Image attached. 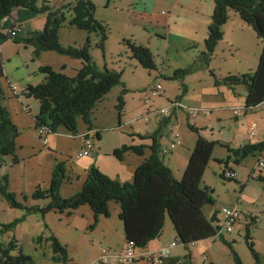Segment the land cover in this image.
Returning a JSON list of instances; mask_svg holds the SVG:
<instances>
[{
	"label": "rangeland",
	"instance_id": "374dc122",
	"mask_svg": "<svg viewBox=\"0 0 264 264\" xmlns=\"http://www.w3.org/2000/svg\"><path fill=\"white\" fill-rule=\"evenodd\" d=\"M40 1L41 0H38V3H40ZM92 1H94L96 5L95 16L99 20L105 21L109 28V34L104 42L105 47L103 52L95 46V36L91 35L90 54L100 67L106 62L108 66H114L119 72L121 71V80L129 89V91L123 94L124 97L127 93L125 97L126 104H124V100L122 110H116L118 101L117 97L114 96V91L119 90L120 85L113 87L114 90L109 94L105 103H107L106 106L108 105L109 113L115 114L112 118L114 123H110L111 117L109 116L105 124H111L108 125L110 127L100 125L103 126L101 127V132L103 134L102 140H97L96 134L93 136L95 148L99 146V149H96V153H101L98 163L102 168H105V166L113 167L111 159H113L115 165L117 161H120L113 155L107 156L102 155V153L108 152L111 148H121L123 145L130 144L132 142L130 127L133 128L135 125L140 126V124L148 125L152 122L155 124L156 120L159 121V119H162L163 117L158 113L160 106L166 105L165 107H167L176 97L181 96L183 84L188 88L184 93L186 97L184 99L185 103L193 104L198 99L207 101L217 107L220 106V110L209 108L211 114L209 116L205 115L209 117V121L204 118V125L206 126V129L203 130L204 136L211 138L210 129L213 128L215 134L221 132V137L233 140L231 138L233 131L243 134L248 123L254 121L256 123V136L252 138L253 141L258 142L259 137L264 138V102L254 108H246L244 106L246 101L245 85H235L237 90L233 95L231 90L222 84L221 77L228 74H235L237 76H241L242 73H248L249 75L253 74L259 57L258 52L261 40L256 36L253 29L243 22L234 11L231 10L229 12V20L225 23L226 25L230 24L234 26L226 28V33L216 46L214 50L215 54L213 53L209 62V69L204 62L198 58V55L204 48L207 24L209 23L214 7L213 0H159L157 9L164 13L169 12L171 17V22L164 25L160 23L156 25L154 22L151 24L152 19L147 12L143 14L132 13L134 9L140 12L147 11L151 7L153 0H136L134 1V5L132 4L133 0H110L109 2L108 0ZM52 4L58 6L56 0H52ZM73 4L74 3L70 0H65L66 8H69L68 6L71 7ZM66 8L64 12L67 16H70L71 13L66 10ZM145 15L150 17V22ZM44 17L45 16L42 14L38 15L28 27L36 26L39 21L43 19L40 25V28H43V23H45L46 20ZM241 25L243 27L240 28ZM61 29L60 40L66 43L67 41L65 39L70 32H68L65 27ZM73 29L74 32L70 35L77 40L80 32L75 28ZM20 33L22 34L23 32ZM124 40H130L136 44L144 45L151 51L156 68L169 76L161 79V84L165 92L164 95L162 93L161 95L152 97L149 103L143 102L147 94L145 90L156 81V79L153 78L155 71H148L143 68L136 59L130 58V52ZM7 42L14 43L11 39L7 40ZM239 45L241 46L237 47ZM5 50L7 52L13 50L12 44H7ZM183 68H189L188 71L186 70L184 76L185 83L182 82L183 78H171L175 70ZM210 71H212L213 76L219 79L222 84L220 88L223 91V98L221 94L217 93L218 87L215 86V78L211 76L212 74ZM2 84L6 92L5 96L12 97L10 96L9 87L5 79H2ZM15 85L17 88H20L18 83ZM121 87L120 89H122ZM22 98L23 100L27 98L30 99L27 103L28 107L31 110H37L38 105H34L33 101L38 102V100L33 97L29 98L23 94ZM115 101L116 104L112 109L110 106H112ZM234 108L239 109L237 118H235L233 114ZM16 109V113L19 115L21 112H24L22 108ZM246 111L248 114L244 117ZM216 113H220L219 115H221L220 122L215 117ZM146 114L148 115L147 121L140 117ZM200 114L203 113L201 112ZM19 115H14L15 121L18 124L17 127L20 131V135L16 140V156L19 162L13 164L11 162L12 157L5 156L2 158V168L0 171L1 174L7 173L9 175L8 188L15 193L16 200L27 206H42L46 204L48 198L33 200L31 195L37 188L46 190L49 187L53 167L55 163L59 161H62L66 168V180L63 183L62 189L63 195L70 196L74 192L80 190L82 185L76 190L78 173L83 176L85 164L89 162L92 163L95 157L93 153L88 156H78V153L81 151V145L78 143L80 133L68 137L63 128H59V133H50V143L48 145L47 143L43 144L42 139L38 136L34 120L33 128L28 116L25 118L27 121L25 123L20 121ZM203 116L195 115L192 119L201 123ZM120 117L123 118V120L119 124ZM139 117L140 119L138 121L133 122ZM174 124H178V122L174 120ZM187 124L188 123L183 120V122L179 123L176 127H173V131L178 133L180 141V143L176 145L175 151L182 150L184 153L186 149L190 148V151L192 149L193 141L197 135L194 131L190 130ZM81 127L82 123L81 120H79L78 132L81 131ZM168 137L171 138L173 136ZM168 137L165 135L161 138V142L165 147L169 142ZM52 140H54V143H52ZM95 148H93L92 151H94ZM170 152L166 155L160 154L164 161L170 157ZM111 153H113V151H110V154ZM178 153V156L175 158L176 160H179L182 156V152ZM257 156V153H250L241 160L240 164H235V156L226 146L219 144L214 146L201 182L202 186L207 185L213 190L211 195L214 204L203 207V212L205 214L210 215L217 210V218L221 220L222 213L221 211L219 212V209L223 206L233 207L237 205L243 212H254L256 206L261 207V203H263L262 198L264 196V182L257 177L264 176V168L257 166ZM227 157H230L229 167L234 168L237 172V177L234 180L221 177L224 165L218 162V160L221 159L225 161ZM181 164L179 166H181ZM256 166L261 169V171L256 169ZM172 169L176 172L175 168ZM179 170L181 169L179 168ZM242 180L243 184L247 186L244 196L245 201L241 198L242 184L239 182ZM24 196L27 197L26 201ZM262 206L264 205L262 204ZM83 207L87 209V211L90 209L88 205ZM110 210V217L102 220L100 225H95L96 227L94 226L91 228L90 225L93 224V219L89 216L88 212L84 210H77L73 213L64 212L68 215L64 214L62 216L59 215V212L54 211L48 212L45 215L36 212L25 214L21 209L11 208L8 203L0 197V223L10 222L14 218H21L15 229L4 234L1 240L7 242L9 239L15 238L22 252L32 256L34 264H63L52 258L53 254L50 242L45 240L47 236L54 234L59 243L65 246L67 250V264H96L94 259L101 254L102 249L112 253V251L119 252L124 247L122 221L119 219L117 212L114 211V206H112ZM258 225L259 228L257 230L254 229L255 226L251 227L250 235L256 250L264 255V243L259 240L260 236H264V231H262V229H264V220L258 223ZM102 229H104L106 233L104 238H102ZM253 231H256V233L254 234ZM244 233L245 231L242 227L240 232L238 228H234L231 233L223 232V235L226 236L227 240L230 242L233 241L231 242L232 249L237 253L244 264H253L251 252L245 244ZM175 235L172 223L169 218L166 217L161 235L153 243L158 244L159 242L165 244L172 240L178 241ZM39 236L43 237L40 243L37 241ZM174 248V256L177 255L180 259L190 252L192 264H210V262H213V264H235L231 249L223 244L219 238L206 240V242H196L189 245L188 250L179 243ZM143 252H146V250H136L137 256ZM99 263L100 261L98 260V264ZM134 263L150 264V261L147 258L146 260L139 258L138 260L136 259V261L134 260L133 264ZM109 264L117 263H113L109 259ZM123 264H132V262Z\"/></svg>",
	"mask_w": 264,
	"mask_h": 264
},
{
	"label": "trees",
	"instance_id": "16d2710c",
	"mask_svg": "<svg viewBox=\"0 0 264 264\" xmlns=\"http://www.w3.org/2000/svg\"><path fill=\"white\" fill-rule=\"evenodd\" d=\"M213 3L210 23L204 39V50L199 53L198 58L208 64L216 45L223 38V25L229 20V12L234 11L243 22L253 29L261 40L262 47L253 74L244 73L241 76L229 74L222 79V82L230 88L238 84L245 85V107H256L264 102V0H213ZM68 7L66 8L63 4L60 7L52 8L48 5L47 0H41L40 3L38 0H0V45L11 39L15 44L33 46L34 57H38L42 51H54L57 54L82 61V66L73 77L56 72L49 66H42L39 71L44 74L43 80L37 85L28 84L24 88H20V92L18 91V94L33 97L39 102L38 113L34 116L36 128L46 126L51 133H56L59 128H63L68 133L76 135L78 121L81 120L90 128L92 126L91 116L96 104L117 85H121L122 89L117 96L116 110H122L123 94L127 89L121 80V71L108 68L105 65L98 67L90 54L91 35L95 36V46L103 52L104 42L109 34L107 24L95 17L96 5L94 2L75 0L74 4ZM65 8L71 13L70 16L65 14ZM40 14H46L42 29L28 31L25 35L21 33L10 35L9 30L13 29L15 25ZM64 26L86 33L84 43L82 45H63L59 39V32ZM124 41L129 49L130 58L136 59L148 71L157 69L148 47L130 40ZM186 70L188 71L189 68L177 69L171 78H183ZM2 78H4V62L0 53V171L2 158L5 156H11L13 164L19 162L16 156V140L20 135L10 111L4 105L5 91ZM159 78L161 80L163 77L159 76ZM10 89L15 95L17 94L12 90V87ZM163 118L164 123L169 120L168 116ZM143 119H147V115ZM187 126L197 136L180 179L174 178L170 167L164 163L160 156L161 149H159L157 138L161 136V126H158L149 137L139 135L143 139L150 138L152 140V144L149 146L151 154L135 168L131 181L120 182L91 164L81 189L70 196L63 197L60 191L66 180V168L64 163L59 161L53 167L49 187L46 190L37 188L31 195L33 200L48 198L46 204L27 206L17 201L15 193L8 188L9 175L7 173H0V197L11 208L21 209L25 214L36 212L45 215L51 211L71 212L80 206L88 205L93 212L91 228L97 224L100 216H110L109 202H115L119 204L120 208L118 217L122 221L124 245H131L134 250H142L150 241L157 239L161 235L165 218L168 217L178 240L175 241L176 245L182 244L188 250L189 245L196 242L219 238L231 249L234 263L244 264L232 249L231 242L233 241L230 242L223 235L225 231L222 229V218L221 220L217 218L218 211L215 210L209 216L203 212V207L214 204V201L211 195L213 190L207 185L202 186L201 182L215 145L226 146L235 156L234 163L239 164L250 153L262 152L264 140L255 144L247 143L235 149L218 140L206 139L200 135V129L192 124L188 123ZM96 139H100L98 131ZM144 147V145H123L121 148L114 149L112 155L118 160H122L126 152L141 155ZM218 162L223 163L224 169H228L230 157H227L225 161L219 159ZM228 170L233 171L231 168ZM224 173L223 170L221 177L225 179L234 180L236 177V175L230 178L225 177ZM257 178L264 182V177L258 176ZM241 189H243V185H241ZM24 199L26 201L27 197L24 196ZM262 202L264 205V200ZM241 214L243 218V211ZM20 220L21 218H14L10 222L0 223V264H34L32 256L22 252L15 238L9 239L7 242L1 240L4 234L15 229ZM255 224L256 218L251 217L244 228V240L251 252L253 264H264V257L256 250L250 235V228ZM42 240V236L37 238L39 243ZM45 240L50 242L52 258L67 264V250L59 243L55 235L50 234ZM99 264L106 263L101 261ZM163 264H192L191 253L188 252L180 259L178 256H170L169 248V254Z\"/></svg>",
	"mask_w": 264,
	"mask_h": 264
},
{
	"label": "crops",
	"instance_id": "0c3cea01",
	"mask_svg": "<svg viewBox=\"0 0 264 264\" xmlns=\"http://www.w3.org/2000/svg\"><path fill=\"white\" fill-rule=\"evenodd\" d=\"M48 1V5L49 6H51L52 8H57V7H60L61 5H63V4H65V0H56V3H58V6H54V4H52V0H47ZM72 3H74V1L75 0H70ZM92 1V0H91ZM134 1H136V0H133V5L135 4V2ZM158 1L159 0H153L152 1V5H151V7L147 10V11H142V12H140L139 10H136V9H134L133 10V14H143V13H146L147 12V14L151 17V19H152V21H151V24L154 22L156 25H158L159 23L160 24H162V25H164V24H168L169 22H171V17H170V13L168 12V13H164L163 11H159L158 9H157V5H158ZM94 2V1H93ZM94 4H95V2H94ZM118 9V8H117ZM13 15L15 16V12L13 13ZM42 15H44L45 17L44 18H46V14H42ZM148 15H145V16H147L148 17V20H149V22H150V17L148 16ZM96 17V16H95ZM211 17V16H210ZM37 18V16L35 17V18H32V19H30V20H27V21H25V22H22V23H20L19 25L17 24V25H15V26H19L20 27V32H23L22 33V35H25V33L26 32H28V31H34V30H39V29H41L40 28V25H41V23H42V21H43V19H42V21H39V23L36 25V26H31V27H28V25L33 21V20H35ZM98 19V18H97ZM101 21H103V20H101ZM105 22V21H104ZM209 23H210V20H209ZM209 23L207 24V28H208V25H209ZM43 25H44V23H43ZM14 26V27H15ZM234 25H226V24H224V26H223V37H224V34L226 33V28L227 27H233ZM23 27V28H22ZM65 28H67V30H68V32H70V33H68V37H66V43H63V42H61V40H60V42L63 44V45H82L83 43H84V41H85V38H86V33H84V32H82V31H78V32H80L79 33V38L77 39V40H75L74 38H72V35H70V34H72V32H74V29L73 28H69V27H67V26H64ZM161 27H163V26H161ZM241 27H243L242 25L240 26V28ZM62 29H63V27H62ZM61 29V30H62ZM20 32H18V34L20 33ZM59 39H60V32H59ZM205 39V38H204ZM221 41V40H220ZM219 41V42H220ZM218 42V43H219ZM7 44H12V49L13 50H11L10 52H7L6 50H5V46L7 45ZM218 45V44H217ZM216 45V46H217ZM241 45H239V46H237V47H240ZM104 47H105V45H104ZM190 47V46H189ZM261 47H262V45L260 44V48H259V54H260V52H261ZM216 48V47H215ZM33 46H31V45H24V44H15V43H10V42H5V43H3L2 45H0V53H1V55H2V58H3V62H4V78H2V79H5V81H6V83H7V85H8V87H9V93H10V96H12V97H6L5 96V100H4V105L8 108V110L10 111V114H11V117H12V120H13V122L18 126V124H17V122L15 121V118H14V115H16V116H18L19 114H17L16 113V108H18V109H20V108H22L23 109V111L24 112H21L20 113V115H19V118H20V121L21 122H27L26 121V119L25 118H27L26 116H28L29 117V121L31 122V124H32V126H33V128H34V125H33V120H34V116L38 113V110H39V103L37 102V101H33L34 102V105L36 104V105H38L37 106V110H31L29 107H28V105H27V103L29 102V100L30 99H24L23 100V98H22V94H14L12 91H11V89H10V87H11V85H15V84H19L20 85V88H24L26 85H28V84H31V85H37V84H39L42 80H43V78H44V74H42L40 71H39V68L40 67H42V66H49V67H51L53 70H55L56 72H61V73H63V74H65V75H67V76H69V77H73L75 74H76V72H77V70L82 66V61L80 60V59H77V58H71V57H69V56H66V55H60V54H57L56 52H54V51H42L40 54H39V56L38 57H34V55H33ZM203 50H204V48H203ZM202 50V51H203ZM215 50V49H214ZM214 54H215V51L213 52ZM213 55V54H212ZM211 58H212V56L210 57V59H209V61H208V64H205V61H203L204 62V64L210 69V64H209V62H210V60H211ZM202 61V60H201ZM98 65V67H100L99 66V64H97ZM106 66V67H108V68H111V69H115V70H117L114 66H108V64L105 62L104 64H103V66ZM209 65V66H208ZM155 71V73H154V75H153V78L154 79H156V81L157 80H159L160 78H159V76H162L163 78H166V77H169L167 74H164L163 72H161L160 70H158V69H156V70H154ZM176 71V70H175ZM211 72V76H213V73H212V71H210ZM242 74H244V73H242ZM229 75V74H228ZM231 75H235V74H231ZM158 76V77H157ZM227 76V75H226ZM226 76H224V77H226ZM215 79H214V83H215V86H217L218 88H217V93L218 94H221V96H222V98H223V91L221 90V86L220 85H224V86H226V87H228L230 90H231V93L234 95L236 92V90H237V87L236 86H233V88H230L228 85H226V84H224V83H222L221 84V82H220V80L219 79H217L215 76H213ZM224 77H221L222 79L224 78ZM174 79V78H173ZM177 79H179V78H177ZM182 82H184L185 83V77H183V80H182ZM183 84V83H182ZM16 86V85H15ZM116 87V86H115ZM120 87H121V85L119 86V90L121 91V89H120ZM124 87L127 89V91H129V89L127 88V86H125L124 85ZM150 87V85L148 86V88ZM185 84H183V92H182V95L181 96H178V97H176L175 99H174V101H179V102H181L182 104H185V105H188L189 107H199V108H211V109H213V110H220V106L219 107H217V106H215L214 104H210L209 102H207V101H204V100H196V102L195 103H193V104H187V103H185L184 102V99L186 98L185 97V95H184V93H185V91L188 89L187 87H185ZM148 88L145 90V91H148ZM162 88H163V95H164V87H163V85H162ZM114 89L112 88L111 90H110V92L100 101V102H98L97 104H96V106H95V108H94V110H93V112H92V118H91V127L90 128H88L82 121H81V123H82V129H81V131L80 132H78V133H80V135L82 134V133H84L85 131H87V130H94L95 132H99V136H100V141L102 140V137H103V134H102V132H101V127H103V126H100V125H104V126H106V127H110V126H108V125H111V124H105L106 123V121H107V118L110 116L111 117V120H110V123H114L113 121H112V118H113V116H115V114L114 113H109V108H108V105L106 106V104L107 103H105L106 102V100H107V98H108V96H109V94H111V92L113 91ZM119 90H116V91H114V96L115 97H117L118 96V94H119ZM6 93V92H5ZM146 94V93H145ZM147 95V94H146ZM127 96V93L124 95V97H123V101L125 100V97ZM9 98V99H8ZM29 98H31V97H29ZM167 99H170V98H167ZM35 102H37V103H35ZM115 104H116V101L113 103V105L112 106H110L112 109H113V107L115 106ZM124 104H126V100L124 101ZM166 106V105H165ZM165 106H160V109L162 108V107H165ZM245 106V105H244ZM254 108V107H253ZM115 111V110H114ZM211 114V113H210ZM220 113H216V115H215V117H216V119L220 122V117H221V115H219ZM247 114H248V112L246 111L245 113H244V117H246L247 116ZM147 115V114H146ZM146 115H142V116H140V117H145ZM170 115H171V117H170ZM170 115L168 116L169 117V120L167 121V122H165L164 123V118H162V119H159V121L158 120H156V123L154 124V122H152L151 124H144V125H142V124H140V126L139 125H135V127H130V136H131V140H132V142L130 143V144H128V145H144L145 147H144V149H143V153L141 154V155H139V154H135V153H133V152H126L125 154H124V156H123V159L122 160H120V161H117V163H116V165H115V163L113 162V159H111V161H112V166L113 167H110V166H108V167H106L105 166V168H102L101 166H100V164L98 163V160H99V158H100V155H101V153H96V149H99L98 147L99 146H97L96 148H95V146H94V148H95V150L94 151H92L91 153H93V154H95V157H94V159H93V161H92V163L91 162H89V163H86L85 164V168L83 169V171H84V175L82 176L81 174H79L78 173V179H77V183H76V190L77 189H79L80 187H81V185L83 184V181H84V177L86 176V172H87V170H88V168L90 167V165L91 164H94L95 166H97L98 168H99V170L100 171H102L103 173H105L106 175H108L109 177H111V178H114V179H117V180H119L120 182H126V181H131L132 180V177H133V173H134V170H135V168L139 165V164H141L147 157H149V155L151 154V150L149 149V146L152 144V140L150 139V138H141L140 136H142V135H145V136H147V137H149L150 136V134H152V133H154L155 131H156V129L158 128V126H161V133H160V135H161V137L160 138H157V140H158V144H159V149H161L162 147H165V146H163L164 144H162V142H161V138L163 137V136H173V137H171V138H169V142L170 141H173V140H175L176 138L174 137V133H176L175 131H173V127H176L179 123H181V122H183V120L184 121H186V123H189V124H192L194 127H196V128H198V129H200V135H202L203 137H205L206 139H208V140H218L220 143H222V144H226V145H228V146H230L231 148H240L241 146H243V145H245V144H247V143H250V144H252V143H258V142H261L262 140H264V138H261V137H259V139H258V142L257 141H253V139L252 138H254V137H249L248 136V134H247V131H249V128H250V126L252 125V126H254L255 128H256V123L254 122V121H250L249 123H248V126L246 127V130H245V132L242 134V133H238L237 131H233L232 132V139L234 140H228V139H226V138H223V137H221V132H217L216 134H215V132L213 131V128H211L210 129V137L211 138H207L206 136H204L203 135V130H205L206 129V126L204 125V121H205V119L204 118H206V119H208V121H209V117H207V116H203V114H198L199 116H203V120H201V123H198L197 122V120L195 121V120H193L192 118L194 117V116H190V115H188L187 113H186V111H184V110H181V109H176V110H173V111H171L170 112ZM197 115V116H198ZM148 116V115H147ZM209 116V115H208ZM140 117L139 118H137L136 120H134L133 122H135V121H138L139 119H140ZM235 118H237L238 116H234ZM123 120V118H121L120 117V120H119V124H120V122ZM145 121H147L148 119H144ZM174 120H176L177 122H178V124H174ZM100 123H103V124H100ZM117 123V122H116ZM132 123V122H131ZM130 124V123H129ZM114 125V124H113ZM64 130V129H63ZM65 131V130H64ZM35 132V131H34ZM66 133H67V136L68 137H70V136H73L72 134H70V133H68L67 131H65ZM56 133H59V131L58 132H56ZM77 133V134H78ZM54 134V133H53ZM140 135V136H139ZM39 136V135H38ZM49 136H50V134L48 135V138H47V145L50 143V141H51V139L49 138ZM256 136V135H255ZM80 139H79V141H78V143L81 145V147H82V144H83V138L80 136L79 137ZM178 139H179V137H178ZM195 141H196V137H195V139H194V141H193V144H192V147L194 146V144H195ZM245 141H247V142H245ZM168 142V143H169ZM52 143H54V140H52ZM167 143V144H168ZM232 143H237V144H232ZM191 144V143H190ZM95 145V144H94ZM116 148H118V147H115V148H111V150H108V152H103L102 153V155H112V153L110 154V151H113L114 149H116ZM175 149V148H174ZM172 150L170 153H171V155H170V157H168L165 161H164V163L168 166V167H170V169H171V171H172V174H173V176H174V178H176V179H180L181 178V176H182V173H183V170H184V168H185V165H186V163H187V160H188V158H189V154H190V148H188V149H186L185 150V152L183 153V151L182 150H180V151H175V150ZM178 152H182V156H181V158L179 159V160H176L175 158L178 156ZM90 153V154H91ZM257 154H258V156H257V158L259 157V156H262V158H264V149H263V151L262 152H260V153H258L257 152ZM162 155V154H161ZM183 155H184V159H183ZM182 159H183V161H182ZM111 161H110V163H111ZM181 161H182V164H181ZM121 163V164H120ZM230 163V162H229ZM241 163V162H240ZM239 163V164H240ZM181 164V166H179ZM172 168H175L176 169V172H174V170L172 169ZM179 168L181 169V170H179ZM229 168H231L234 172H235V174H236V177H237V172H236V170L234 169V168H232V167H229V164H228V169ZM256 169H258L259 171H261V169H259L257 166L255 167ZM227 168H225V169H223L224 170V172L225 171H227L228 170ZM72 174V173H71ZM225 176V175H224ZM254 176V175H253ZM236 177H235V179H236ZM264 177V176H263ZM239 181V180H238ZM239 183H241L242 185H243V189H242V196H241V198H242V200L243 201H245V198H244V196H245V192H246V189H247V186H245L246 184H243V180L242 181H240ZM62 189H63V185H62V187H61V195L63 196V197H66L67 195H63V193H62ZM76 190H73V191H76ZM262 204L263 203H261V207H259V206H256L255 207V211L254 212H245V214H244V217L240 220V222L237 224V226H236V228H238V230H239V232H240V229L243 227V228H245V225L251 220V217L253 218H256V224H255V227H254V229L255 230H257L258 228H259V225H258V223H261V221L262 220H264V206H262ZM83 206H85V205H83ZM83 206H80L79 208H77V209H75V210H72L71 211V213H73V212H75V211H77V210H84L85 212H88V214H89V216H91L92 217V219H93V212L91 211V209H88L89 211H87V209H85ZM112 206H114V211H116L117 212V215H118V213H119V211H120V208H119V204L117 205V203H115V202H109V211H111L110 209H111V207ZM66 212V211H65ZM243 212V213H244ZM70 213V214H71ZM64 214H66V213H59V215H64ZM69 214V215H70ZM66 215H68V214H66ZM110 215H111V212H110ZM207 215V214H206ZM207 216H209V215H207ZM260 216V217H259ZM110 217V216H109ZM62 218V217H61ZM60 218V219H61ZM105 218H107V217H104V216H100L99 218H98V222H97V226L98 225H100L101 224V222H102V220H104ZM257 221H258V223H257ZM96 227V226H95ZM123 228V227H122ZM95 231H97V230H95ZM250 231H251V228H250ZM262 231H264V229H262ZM101 232H102V238H104V235L106 234L105 233V230L104 229H102L101 230ZM254 232V234L256 233V231H253ZM260 235V234H259ZM176 236V235H175ZM174 236V237H175ZM257 237V236H256ZM159 238V237H158ZM157 238V239H158ZM226 239H227V237H226ZM156 239H154V240H152V241H150L149 243H148V245L143 249V250H146V252L147 251H157V250H159V249H164V248H166V247H168L169 246V244L172 242V241H175V240H172V241H170V242H166L165 244H163V243H159L158 242V244H154L153 242L155 241ZM259 240L262 242V243H264V236L262 237V236H260L259 237ZM204 242H206V241H204ZM125 244V240H124V243H123V245ZM149 247V248H148ZM174 247H171L170 248V256H174V253H173V250L175 249H173ZM258 251V250H257ZM146 252H143V253H140V255L139 256H137L136 258H137V260L139 259V258H141V259H145L146 260V258L144 257V253H146ZM259 252V251H258ZM109 253V252H108ZM116 253H118V251H112V253H109V254H111L110 255V260L113 262V263H117L116 261H115V258L113 257V255H115ZM260 253V252H259ZM262 257H264V255H262V254H260ZM177 256V255H176ZM100 257H101V254H99L97 257H95V259H94V262H96V264H98V260L101 262V259H100ZM135 261H136V259H135ZM134 262V261H133ZM133 262H132V264H133ZM211 264H213V262H210ZM106 264H109V260H108V262L106 263ZM117 264H119V263H117ZM135 264V263H134ZM151 264V263H150Z\"/></svg>",
	"mask_w": 264,
	"mask_h": 264
},
{
	"label": "built area",
	"instance_id": "2783aa9c",
	"mask_svg": "<svg viewBox=\"0 0 264 264\" xmlns=\"http://www.w3.org/2000/svg\"><path fill=\"white\" fill-rule=\"evenodd\" d=\"M9 32H10V35L12 36L17 35V33L20 32V27L16 26L13 29H10ZM11 87H12V90L16 92L17 94H18V91L19 92L21 91V89L17 88L15 85H11ZM162 93H163V88H162L161 80L159 79L154 84L150 85L147 91V95L143 99V102L149 103L152 97L161 95ZM176 109L184 110L190 116L198 115L201 112L204 115H210L211 113V110L208 108L189 107V106H185L179 101H173L169 104V106L162 107L161 109L158 110V113L162 117H167L170 115L171 110H176ZM233 114L234 116L239 115V109L234 108ZM37 132H38L39 138L42 139V143L46 144L48 135L51 133L50 129L46 126H41L37 128ZM95 134L96 132L94 130H87L80 135L83 138V144H82L81 151L78 153V156H88L92 152L95 146L94 145L95 141L93 140V136ZM248 136L249 137L255 136V127L252 125L249 128ZM174 137L176 138L175 140L170 141L165 148H161L162 155H166L167 153L172 151L176 147V145L180 143L178 139L179 135L177 132L174 133ZM257 166L260 168H264V158H262V156H259L257 158ZM224 175L225 177L230 178V177H234L236 174L234 171L227 170L225 171ZM263 200H264V196H263ZM220 210L222 213V229L228 233L232 232L235 227V224L242 218L241 211L235 206L233 207L223 206L221 207ZM175 245H176V242L172 241L169 244V246L164 249H159L157 251H147L146 253H144L145 254L144 257L147 258L151 264H163L164 259L169 254V248ZM110 255L111 254H109L107 250L105 251L104 249H102L101 257H100L101 261L104 263H107L110 258ZM113 257L115 258V261L117 263L123 264L127 262H133L136 259L137 254H136V250H134L131 245H124L121 251L113 255Z\"/></svg>",
	"mask_w": 264,
	"mask_h": 264
},
{
	"label": "bare ground",
	"instance_id": "6f19581e",
	"mask_svg": "<svg viewBox=\"0 0 264 264\" xmlns=\"http://www.w3.org/2000/svg\"><path fill=\"white\" fill-rule=\"evenodd\" d=\"M137 259V258H136Z\"/></svg>",
	"mask_w": 264,
	"mask_h": 264
}]
</instances>
